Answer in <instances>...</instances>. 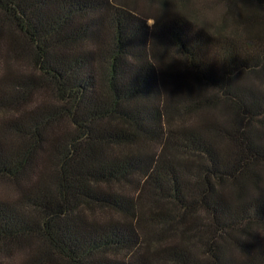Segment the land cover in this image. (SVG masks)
Returning <instances> with one entry per match:
<instances>
[{
  "label": "trees",
  "instance_id": "1",
  "mask_svg": "<svg viewBox=\"0 0 264 264\" xmlns=\"http://www.w3.org/2000/svg\"><path fill=\"white\" fill-rule=\"evenodd\" d=\"M140 1L0 0V264H264V0Z\"/></svg>",
  "mask_w": 264,
  "mask_h": 264
},
{
  "label": "rangeland",
  "instance_id": "2",
  "mask_svg": "<svg viewBox=\"0 0 264 264\" xmlns=\"http://www.w3.org/2000/svg\"><path fill=\"white\" fill-rule=\"evenodd\" d=\"M140 3H142L145 8L149 9V13H155V11H158L159 5L157 2L152 3L149 0H141ZM223 6L221 0H208L204 3L202 1L197 3V5H195V10H198L197 14L201 16V18L211 20L216 18L214 16L223 10ZM17 65L19 64L16 63L14 55L12 54L7 56V58L0 63V67H3L7 71L14 70ZM30 69L31 67H28L27 71Z\"/></svg>",
  "mask_w": 264,
  "mask_h": 264
},
{
  "label": "clouds",
  "instance_id": "3",
  "mask_svg": "<svg viewBox=\"0 0 264 264\" xmlns=\"http://www.w3.org/2000/svg\"><path fill=\"white\" fill-rule=\"evenodd\" d=\"M218 59L222 60L224 58H218ZM255 177L256 178L253 181L247 182L244 186V193L246 199L250 200L254 204H256L257 199L260 197L261 190L264 189V169L258 167L255 171ZM247 232H259L260 234L264 235V226L261 225L248 226L245 230L236 234L235 240L237 241V240L248 239ZM237 247L241 251L238 244Z\"/></svg>",
  "mask_w": 264,
  "mask_h": 264
}]
</instances>
